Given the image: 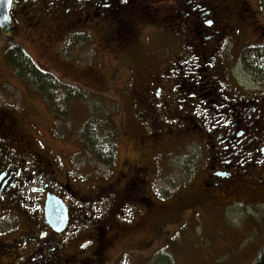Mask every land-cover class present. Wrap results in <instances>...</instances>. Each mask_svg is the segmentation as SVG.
Returning a JSON list of instances; mask_svg holds the SVG:
<instances>
[{
    "label": "flooded vegetation",
    "instance_id": "af4514ba",
    "mask_svg": "<svg viewBox=\"0 0 264 264\" xmlns=\"http://www.w3.org/2000/svg\"><path fill=\"white\" fill-rule=\"evenodd\" d=\"M170 6L164 14L167 6L157 0H13L12 31L21 28L53 60L83 39L115 59L138 39L147 18L167 22L173 46L150 86L138 88L137 105L145 107L140 123L158 147L182 136L199 145L197 160L205 161L207 175L185 203L194 199L197 209L224 211L257 205L264 199L262 1L175 0ZM85 76L100 79L91 71ZM51 127L30 126L0 103V264H104L117 243L116 213L125 202L145 203L143 178L134 173L110 193V186L91 187L86 147L77 139L71 153L55 147L66 135L59 136L55 122ZM50 132L56 138L45 144ZM109 194L113 201L101 216V199ZM53 197L68 208L63 231L46 217ZM85 227L92 231L81 234Z\"/></svg>",
    "mask_w": 264,
    "mask_h": 264
},
{
    "label": "rangeland",
    "instance_id": "374dc122",
    "mask_svg": "<svg viewBox=\"0 0 264 264\" xmlns=\"http://www.w3.org/2000/svg\"><path fill=\"white\" fill-rule=\"evenodd\" d=\"M157 1L167 6L164 14L175 2ZM147 19L138 39L115 59L103 56L91 39H86L53 60L21 28L8 33L0 30V103L30 126L52 128L57 119L49 114L43 96L4 58L8 47L20 44L42 68L54 71L62 81L78 82L85 91V101L71 104L67 124L59 120L58 128L55 125L59 136L66 135L55 147L74 148L71 141H80L79 126L92 115L95 105L116 130L117 154L112 165H101L88 147L84 150L87 165L92 164L85 168L93 175L91 187L110 186L106 189L110 193L114 188L123 189L134 173H141L145 203L125 202L116 213L120 222L114 229L117 243L110 251V261L104 264H258L264 250V199L257 205L227 211L202 205L199 216L191 214L189 210L199 202L185 203L184 199L200 190L207 175L201 166L205 161L197 160L199 145L191 136H182L174 144L158 147L140 123V111L145 107L137 105L138 88L150 86L158 76L174 40L167 22ZM88 70L100 79L86 77ZM62 126L64 133L60 134ZM54 138L50 132L43 141L51 144ZM111 194L101 199V216L113 201ZM18 220L21 224L25 221L21 215ZM91 231L81 229V234ZM82 239L75 240V250Z\"/></svg>",
    "mask_w": 264,
    "mask_h": 264
},
{
    "label": "trees",
    "instance_id": "16d2710c",
    "mask_svg": "<svg viewBox=\"0 0 264 264\" xmlns=\"http://www.w3.org/2000/svg\"><path fill=\"white\" fill-rule=\"evenodd\" d=\"M262 5L264 6V0ZM85 40V39H83ZM84 42V41H82ZM5 60L15 67L16 73L29 82L39 93H42L47 105L58 121L67 124L71 111V104L76 101H85L84 89L71 82H65L37 64L26 49L15 44L8 47L4 53ZM93 106L92 115L79 126L80 140L89 148L92 155L101 163L110 166L116 159L117 136L116 130L110 125L105 114ZM59 128L60 134L64 133Z\"/></svg>",
    "mask_w": 264,
    "mask_h": 264
},
{
    "label": "water",
    "instance_id": "95a60500",
    "mask_svg": "<svg viewBox=\"0 0 264 264\" xmlns=\"http://www.w3.org/2000/svg\"><path fill=\"white\" fill-rule=\"evenodd\" d=\"M13 0H0V27L3 32L12 29L11 7ZM46 217L57 231H63L68 224V208L59 198H50L46 205Z\"/></svg>",
    "mask_w": 264,
    "mask_h": 264
},
{
    "label": "snow or ice",
    "instance_id": "6c2138e0",
    "mask_svg": "<svg viewBox=\"0 0 264 264\" xmlns=\"http://www.w3.org/2000/svg\"><path fill=\"white\" fill-rule=\"evenodd\" d=\"M209 23H211V21H209Z\"/></svg>",
    "mask_w": 264,
    "mask_h": 264
}]
</instances>
